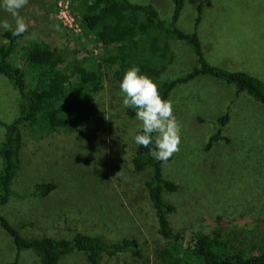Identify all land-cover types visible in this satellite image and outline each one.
Instances as JSON below:
<instances>
[{
    "label": "rangeland",
    "instance_id": "1",
    "mask_svg": "<svg viewBox=\"0 0 264 264\" xmlns=\"http://www.w3.org/2000/svg\"><path fill=\"white\" fill-rule=\"evenodd\" d=\"M65 1L28 0L19 12L27 31L12 61L27 71L29 85L31 74L23 64L21 46L30 41L62 50L67 70L76 63L93 69L106 52L96 32L82 22L86 0H68L80 31L59 20V3ZM130 1L152 3L162 18L171 17V0ZM198 3H202L203 12L197 31L210 62L264 81V0H185L177 22L181 29L193 30ZM2 20L14 24L0 10ZM4 32L0 30V46L5 45ZM173 45L176 58L164 80L183 75L196 65L186 43L175 40ZM115 71V66L103 69V88L93 95L92 115L73 131L42 137L24 132L22 163L12 185L17 195L0 211L26 237L70 238L86 233L107 241L137 238L140 257L126 251L105 257L103 264H157L156 231L149 217L143 219L149 209L140 197L141 183L149 171L135 173L125 166L129 161L122 155L126 143L129 139L133 143V136L140 131V123L126 114ZM20 100L17 89L0 73V142L5 133L2 123L17 116ZM167 100L180 126L178 150L163 164L165 177L179 185L175 192H163L177 207L174 223L201 231L219 227L226 239L246 252L253 245L260 246L264 240V104L245 92L237 95L233 85L209 76L178 85ZM225 112L229 120L222 134L229 141H215L207 149L209 137L218 129L217 118ZM112 125L114 131L126 132L121 142L113 143ZM43 182H53L56 188L45 197L33 195L34 185ZM130 195L136 199L135 207ZM140 208L145 213H140ZM16 253L12 238L0 227V264H10ZM19 262L40 264L31 249L20 252ZM59 264L88 261L84 253L76 251Z\"/></svg>",
    "mask_w": 264,
    "mask_h": 264
},
{
    "label": "trees",
    "instance_id": "2",
    "mask_svg": "<svg viewBox=\"0 0 264 264\" xmlns=\"http://www.w3.org/2000/svg\"><path fill=\"white\" fill-rule=\"evenodd\" d=\"M171 1V17L166 20L152 3L86 0L82 22L88 30L96 32L98 41L106 48L105 54L93 69L76 63L67 70L63 67L65 55L62 50L37 40L30 41L21 46L23 64L31 74L30 85L26 81L27 71L12 61L23 34L14 36L11 30L3 33L5 45L0 46V73L17 89L21 100L17 116L10 123H2L5 133L0 142V207L17 195L12 185L22 163L24 132L29 131L42 137L73 131L77 124L90 118L93 95L103 88V69L106 67H116L115 78L118 82L130 67H139L141 74L157 83L164 99H168L178 85L198 76H209L233 85L237 95L245 92L255 101L264 104L262 79L244 71L214 64L207 58L197 31L202 18V3L197 4L193 30L187 32L177 25L185 0ZM175 40L183 41L191 48L196 65L183 75L164 80V74L176 58L173 47ZM126 114L134 118L132 109L126 108ZM228 120V112L217 118L218 129L209 137L207 149L215 141H229L222 134ZM111 136L114 143L121 142V137H127V134L114 131L112 125ZM126 144V151L122 155L128 158L129 165L125 166L138 174L149 171L140 186V197L147 203L149 211L145 213L142 208L138 210L145 213L143 219L145 216L151 219L156 231L157 264H264V240L260 246L253 245L246 252L226 239L219 227L201 231L176 225L173 215L177 207L165 199L163 192H175L179 185L165 177L164 162L150 156L151 144L145 148L131 143L130 139ZM117 155L119 157L118 152ZM33 188V195L45 197L56 185L43 182L35 184ZM130 198H133L135 207L134 195H130ZM0 227L12 238L17 250L10 264H20L19 254L24 249L33 250L40 264H59L64 256L76 251L85 254L88 264H103L105 257L126 251L135 257L142 255L140 242L134 237H122L115 241L86 233H75L70 238L26 237L1 211Z\"/></svg>",
    "mask_w": 264,
    "mask_h": 264
},
{
    "label": "clouds",
    "instance_id": "3",
    "mask_svg": "<svg viewBox=\"0 0 264 264\" xmlns=\"http://www.w3.org/2000/svg\"><path fill=\"white\" fill-rule=\"evenodd\" d=\"M28 0H0V10L7 13L14 24L0 21V30H11L12 35L21 36L27 25L19 12ZM122 105L132 109L134 118L140 123V131L133 136V142L149 149L150 156L159 162H166L180 144V126L173 114L172 104L162 98L158 85L151 78L141 74L139 67H130L119 82Z\"/></svg>",
    "mask_w": 264,
    "mask_h": 264
},
{
    "label": "built area",
    "instance_id": "4",
    "mask_svg": "<svg viewBox=\"0 0 264 264\" xmlns=\"http://www.w3.org/2000/svg\"><path fill=\"white\" fill-rule=\"evenodd\" d=\"M68 3H69L68 0L65 1V4H63V2L59 3V9L57 10V13H58L57 16L65 27L73 31H80V27L78 23L76 22L75 16L68 9Z\"/></svg>",
    "mask_w": 264,
    "mask_h": 264
}]
</instances>
